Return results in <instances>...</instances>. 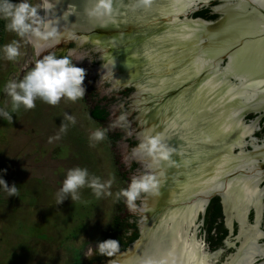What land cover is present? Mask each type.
<instances>
[{
    "label": "rangeland",
    "instance_id": "1",
    "mask_svg": "<svg viewBox=\"0 0 264 264\" xmlns=\"http://www.w3.org/2000/svg\"><path fill=\"white\" fill-rule=\"evenodd\" d=\"M28 2L39 5L42 0ZM39 14L43 16V10ZM13 40L20 44L21 55L16 60L4 59L0 51V108L12 115V122L0 116V179L9 186L24 185L10 197L0 185V264H88L93 257L92 254L88 257L89 249L97 248L111 219L136 212L135 205L130 208L124 198L117 196L130 183L115 153V150L123 153L124 145L117 143L110 149L105 139L96 142L89 138L96 129L106 130V138L120 128H102L85 115L82 118L70 112L69 101L64 98L55 106L37 98L35 108L13 110L4 92L5 84L21 79L44 53L53 54L57 50L54 47L37 53L31 44L6 29L0 49ZM85 52L79 48L74 57H83ZM117 99L115 92L108 94L114 123L119 121L118 111L122 109ZM133 116L123 114L128 120ZM132 131L130 128L126 132ZM253 137L251 132L245 140ZM76 167L86 168L90 175L102 180L112 179L109 189L112 195L97 198L85 186L79 190V200L72 201L69 197L59 204L62 181L67 171ZM195 228L198 229L197 217L192 232ZM196 236L199 242L198 230Z\"/></svg>",
    "mask_w": 264,
    "mask_h": 264
},
{
    "label": "water",
    "instance_id": "2",
    "mask_svg": "<svg viewBox=\"0 0 264 264\" xmlns=\"http://www.w3.org/2000/svg\"><path fill=\"white\" fill-rule=\"evenodd\" d=\"M50 2L55 7L47 18L57 23L59 35L56 39L44 43V49L66 46L70 42H74L77 47H83L89 43L91 49L99 53L98 59L101 64L97 67L98 71L105 64V60L108 65L119 63L120 67H116L114 74L123 73L124 77H131L132 82L116 85L113 84L110 77L104 76V78L110 83L111 89H133L131 95L133 104L128 114L137 112L135 119L138 122V129H134L132 133L138 144L143 139L145 130L149 126L157 124L158 110L162 109L175 96L173 92L164 94L157 103H150L151 106L149 105L150 107L145 113L136 109L137 99L140 98L137 95L138 84L146 82V78H142L143 71L140 65L142 57L197 42H201V48L207 57L213 59L214 67L209 74L217 72L219 76H223L242 103L243 108L238 114L241 124L250 126L254 137L256 133L260 132L257 127L248 125L244 120L249 114L258 115L254 119V123L264 117V71L261 69L260 35L254 30L258 25H254L250 20V18L264 17V9L259 7L258 0L253 3H249L248 0H152L147 9L136 6L137 0H112L111 16L99 20L90 18L86 12V9L92 7L94 0H82L79 5L64 0H50ZM216 2L218 4L212 5ZM201 8H210L213 14H218L220 17L214 21L193 18L192 15ZM247 33H251V35H246ZM78 38H85V41L80 42L77 40ZM62 40L65 41L48 47ZM241 40L254 43L252 53H254L255 59L253 62H248L246 56L241 55L244 50L243 42L240 43ZM238 48H240V52H237ZM44 49H36V52L39 53ZM230 53H232L231 56H229ZM199 81L195 80L193 85ZM181 90L182 88H179L177 91ZM143 120L145 123H141ZM161 134L167 137L165 141L167 145L175 146L174 159H169L173 160V166L167 168L168 163H160L162 174L160 188L165 187L166 189L172 182L173 175L178 173L179 167L191 152L188 154L183 150V141L180 139L178 131H163L162 126H156L154 135ZM236 135L237 131L231 133L226 138V142H230ZM243 141L241 147L236 146L232 149V155L242 154L250 158L255 166L257 178H264V140L262 144H255L257 141L252 138L251 151L244 149L248 144L245 138ZM138 144L131 148L127 157L130 161L138 163L144 174L148 172L147 168L134 157V153L138 150ZM235 150L238 152L235 153ZM214 195H220L222 201L224 200L223 195L217 191L209 194L206 201H209ZM147 196L148 193H145L138 211L140 216L139 238L130 243L124 251L115 253L107 261V264L139 247L141 240H144L141 229L145 230L150 223L155 222L156 224L159 216L171 208V205L166 203L167 200H158L148 216H145L141 208L146 202ZM166 196L168 197L167 193H163L165 199Z\"/></svg>",
    "mask_w": 264,
    "mask_h": 264
},
{
    "label": "bare ground",
    "instance_id": "3",
    "mask_svg": "<svg viewBox=\"0 0 264 264\" xmlns=\"http://www.w3.org/2000/svg\"><path fill=\"white\" fill-rule=\"evenodd\" d=\"M84 39L78 38L77 40L85 41ZM170 50L180 53V55L176 54L171 57ZM170 50L142 57L140 62L143 71L142 78H146V82L138 84L137 95L140 98L137 99V102L140 101L139 106L145 113L151 106L150 103H157L168 92L175 93V96L162 109L158 110L157 124L149 126L145 130V135L149 130L154 135L156 126H162L163 131H178L180 139L183 141V150L188 154L191 152V154L181 164L178 173L173 175L174 178L170 185L166 189L165 187L161 189L160 164L154 166L150 158L145 157L138 150L136 151L139 156L143 157L140 156L141 159L138 160L144 164L148 172L157 175L159 180L155 193H148L147 196L150 198L146 208L148 214L158 200H167L166 203L171 205V208L159 216L156 224L153 222L148 224L145 230L142 228L144 240H141L140 246L138 245L140 248L136 245L137 248L120 256L111 264H147L148 261L158 262L160 260H165L167 264H206L200 246L195 239V233L190 230L202 204L206 203V195L222 188L223 193H220L223 195L224 203L226 205L240 203L244 207V213L250 204H256L259 201V191L255 182L257 174H252L249 169L253 164L251 159L241 154L238 157L228 155L232 153L234 147H241L243 139L252 132L250 126L242 125L238 119V114L243 108L242 103L223 76H219L217 72L209 74L213 70L214 63L213 59L207 57L202 50L201 42ZM104 65L110 70L116 69L119 63L108 65L105 60ZM102 69L104 68L102 67ZM109 70L110 76L105 71L107 76L118 83L112 79L113 84L121 85L132 82L131 77L126 78L123 73H118L119 79L118 75L114 74L115 72ZM195 80L200 81L193 85ZM179 88H182L180 92L177 91ZM141 123H145V121L143 120ZM237 130V138L232 140L231 144L223 143L224 156L220 157L222 163L220 161L218 171L213 170V172L216 171V177L212 181H204V185L200 186L197 182L200 179L196 180L200 176V174L198 175V165L200 164L198 162H201L199 161L201 159L200 147L204 143L212 144L218 138L223 141ZM160 136L165 143L167 137L162 134ZM211 148L212 145L207 146V149ZM212 150L214 151V147ZM136 153H134V157ZM217 155L218 152L214 151L208 160ZM191 164L192 166H190ZM184 165L187 168L181 170ZM186 171L188 172L185 173ZM235 171L238 174L229 176ZM183 175H186L187 185L180 189L178 183L183 180ZM208 176L210 175L208 174ZM165 192L168 195L166 199L163 197ZM144 204L141 210L145 215L146 202ZM255 207L257 208V206ZM228 208L234 210L233 205ZM134 251L135 254H133ZM249 253L247 252L238 261L236 260L234 264H246L251 259Z\"/></svg>",
    "mask_w": 264,
    "mask_h": 264
},
{
    "label": "flooded vegetation",
    "instance_id": "4",
    "mask_svg": "<svg viewBox=\"0 0 264 264\" xmlns=\"http://www.w3.org/2000/svg\"><path fill=\"white\" fill-rule=\"evenodd\" d=\"M64 1L79 5L82 0H64ZM215 4L218 3L217 2L212 3V5ZM207 9H209L210 15L216 16L215 20H217L220 17V15L218 14H213L210 8ZM63 41L65 40L55 42L48 47L55 46ZM79 41L82 42L81 40ZM79 48H82L86 52L84 53L83 57L75 58L74 55L78 53ZM40 49H44V44ZM56 49L57 50L56 52L53 53V55H55L57 58L68 57L70 60H72L75 66L84 68L86 70V77L83 85L86 89L85 96L81 99H78L75 102L69 101L68 109L70 110V112L72 111V113H78V115L82 118H84L85 115L86 119H88L92 123H95L96 125L102 128L104 127L116 128L118 126L120 130L114 132L115 134L113 133V135H116L118 133L121 134V137L115 138L114 136L109 135L105 138V143L109 146L110 149L115 148L117 143L118 144L121 143L124 145L123 153H120L119 150H115V153H117L118 155V161L120 162V164L124 166L123 170L126 171L124 177L127 178L129 177L131 180V175L140 176L141 174H143L140 165L134 161H130L129 157H127L128 152H130L131 148L134 147L131 145V143L135 142V136L132 132L128 133L126 131L130 128H133V130L138 129V122L135 119L137 112H133L134 114L133 119L128 120L123 117L124 113H129L131 111V105L133 104L131 95L133 93V89L132 88H122L119 90L111 89L110 83L107 82V80H105L104 78V76L106 77L107 74L108 76H110V74L108 73L109 68L103 65L104 69L101 68L102 69L101 72L97 70V67L101 64L100 60L98 59L99 53L93 51L89 43H86L83 47H77V45L74 42L72 43L70 42L68 45L66 46L62 45L61 47H57ZM170 51H171L170 53L171 57H174V55L176 54L180 55V53H176L172 50ZM45 55H48V53L43 54V56ZM105 71L107 72V74ZM109 71L115 72V69H110ZM117 75L119 77L118 73ZM99 86L101 87L100 90L98 89ZM129 89L130 92H127ZM111 92L112 93L115 92V96L118 98L117 100L122 104L121 106L122 109L118 111L121 112L118 118L119 121L118 122L115 121V123L112 121V115H111V113L114 110L112 108V105L108 103L109 100H107L108 94H110ZM139 105H140V101L138 100V102H136V108L142 110V108H140ZM94 113H100L102 115V118L95 117L93 115ZM250 116H253V118H249ZM257 116L258 115L255 114H249L244 118V120L248 125H253L261 131L262 128H264V117L258 122L254 123L253 121ZM121 117H123V120L120 119ZM237 134H238V130H237ZM236 136L235 138H237ZM108 137H113L115 141L108 140L109 139ZM253 139H256L257 141L255 144H262V141L264 140V135L257 137L255 134V137H253ZM232 140L230 142H227V144L228 143L231 144V142H233ZM224 142H226V138L223 141L221 138H218L212 144L204 143L202 144V147H200L201 159L199 161L201 162H198V164L200 163L198 165L199 167L198 175L200 174V176H198V179H196V180L200 179L199 181H197L199 182L200 186L204 185V181L205 182H207V180L212 181L213 178L216 177L217 175L216 171H218L220 168V166H218L221 161L220 157L224 156V153L222 152L224 147L223 144ZM242 142L244 143V141ZM246 142L248 146L245 147L244 149L246 151H251L252 150L250 146L251 139H246ZM208 145L209 146L212 145V148L214 147V151L218 152V155L212 158L211 160H208V158L211 156V154L214 151L212 150V148L207 149ZM168 146L173 150L170 159H174L175 146L172 144ZM237 152L238 150H235V153ZM228 155L234 157L240 156V154L235 156L232 155V153ZM140 156L137 153L135 154V157L137 159H141L142 156L141 157ZM166 163H168L167 168H171L174 162L173 160H169ZM204 163L205 165H203ZM154 166L157 165L154 164ZM184 168H187V166L186 165L182 166L181 170H183ZM249 169L252 174L253 173L254 175L256 174L255 166L253 164L251 165V168L249 167ZM213 170L216 171L213 172ZM187 172L188 171H186L185 173ZM235 172H232L229 176H234L235 174H238L237 171ZM167 173L169 174V172ZM201 174L203 177L201 176ZM208 174L210 176H208ZM183 176H184L183 180H181L178 183L180 185V189H182L183 187L185 188V186L187 185L186 183L187 180L185 178L186 175ZM255 182L257 184L256 186L259 191L258 193L259 201L256 204H250V206L247 208L245 213L243 211L244 207L240 203L226 205L224 201H222L220 195L211 196L209 201H206L205 204L204 203L202 204V208L198 211L196 215L198 220L197 230L199 236L198 239L199 242L198 241L197 242L200 246L202 256L205 258L206 264H230V263L234 264L236 260L238 261V259L243 257V255H245L247 252L248 253L250 252L249 254H251V259L248 260L246 264H264V178L262 179L257 178ZM217 191L222 192L223 189L219 188L214 192ZM144 196L145 193H142L140 197L135 201L134 205H135L136 213L130 214L131 216H134V220L131 219L130 221L131 222L135 221L136 223L138 238H139V220H140L138 211L139 208L141 207L142 199L144 198ZM149 199L150 198L148 197L146 200V206L144 212L145 216H148V212L146 208ZM213 199H217L216 203L214 204H212ZM212 205L218 208V213L213 223L209 213V209ZM232 205L234 206V210H230V208H228V206H232ZM255 206H257V208ZM212 224L213 227L210 229V226H212ZM192 227L193 225L191 226V229ZM197 230L196 228L194 229L195 239L197 238L196 236ZM93 252L94 254L92 255L94 256L95 249H93Z\"/></svg>",
    "mask_w": 264,
    "mask_h": 264
},
{
    "label": "clouds",
    "instance_id": "5",
    "mask_svg": "<svg viewBox=\"0 0 264 264\" xmlns=\"http://www.w3.org/2000/svg\"><path fill=\"white\" fill-rule=\"evenodd\" d=\"M151 3L152 0H137L136 6L147 9ZM54 7L50 0H42L39 5L30 4L28 0H20L15 4L10 0H0V18L6 21V31L15 33L31 44L34 49L39 50L44 43L56 39L59 35L57 23L47 18ZM41 10L44 12L43 16L39 14ZM86 12L90 18L98 20L109 18L112 13V0H94L92 7L86 9ZM0 51L4 59L8 61H14L21 55L17 40L5 44ZM85 77L86 70L75 66L68 57L57 58L53 54H48L37 59L34 66L21 79H12L7 82L4 92L10 98L13 110L21 107L31 110L35 108L37 98L55 106L62 98L72 102L83 98L86 93L83 86ZM0 116L12 122V115L3 108H0ZM66 118L74 122V118L67 114ZM120 119L123 120V117ZM105 131L96 129L90 134V140L96 142L104 140ZM137 148L156 165L169 161L173 151L163 142L160 135H152L150 130ZM112 183V179L102 180L98 176L90 175L86 168L69 169L58 192V203L61 204L69 197L72 201L79 200V190L85 186L91 189L97 198L111 196L112 192L109 189ZM158 184L157 175L150 172L132 176L128 187L121 189L117 196L124 198L127 206L131 208L142 193H155ZM0 185L8 192L9 197L14 196L18 191L14 184L9 186L3 179H0ZM117 246L116 240H106L98 243L95 251L102 255H111ZM89 253L90 258L91 254H94L92 248L89 249ZM147 264H167V262L165 260L148 261Z\"/></svg>",
    "mask_w": 264,
    "mask_h": 264
},
{
    "label": "trees",
    "instance_id": "6",
    "mask_svg": "<svg viewBox=\"0 0 264 264\" xmlns=\"http://www.w3.org/2000/svg\"><path fill=\"white\" fill-rule=\"evenodd\" d=\"M193 18H202L205 20H215V15L209 14V9L203 8L197 12H195L192 15ZM4 29H5V21L4 19L0 18V45L3 41V35H4ZM130 92V89L127 91ZM97 118H102V115L100 113H94L93 114ZM249 118H253V116H250ZM264 135V128L258 133H256L257 137H260ZM115 138H120L121 134L113 135ZM108 140L115 141L113 137H108ZM132 146H136L137 142H132ZM134 167V165H133ZM24 183H20L19 185H15L17 189H19ZM217 199L212 200V204L216 203ZM11 204V202H10ZM210 217L212 219V223L215 220V217L218 213V208L214 205H212L209 209ZM131 219L134 220V216H131L130 214L125 215L124 217L114 216L111 219V223L107 229V231L103 234L102 240L100 242L106 241V240H116L118 242L117 249L111 254V255H102L98 251H95V255L89 260L88 264H100L105 261L110 260L115 253H118L120 251H124L128 245L132 242H134L138 238V233L136 230V223L135 221H130ZM213 227L210 226V229ZM209 229V230H210Z\"/></svg>",
    "mask_w": 264,
    "mask_h": 264
},
{
    "label": "snow or ice",
    "instance_id": "7",
    "mask_svg": "<svg viewBox=\"0 0 264 264\" xmlns=\"http://www.w3.org/2000/svg\"><path fill=\"white\" fill-rule=\"evenodd\" d=\"M249 3L257 2V0H248ZM259 7L261 9H264V0H258ZM251 22L254 25H258L254 30L257 34L260 35V56H261V69L264 71V33H262V30H264V17L261 18H250ZM246 35H251V33H247ZM243 42L242 45H244V50L241 53V55H245L248 62H253L255 59L254 53H252V49L254 47V43H249L247 40H241L240 43ZM237 52H240V48L237 49ZM232 53L229 54L231 56Z\"/></svg>",
    "mask_w": 264,
    "mask_h": 264
}]
</instances>
